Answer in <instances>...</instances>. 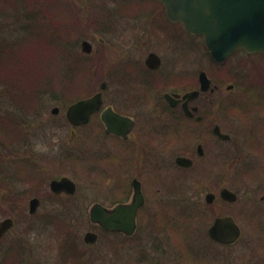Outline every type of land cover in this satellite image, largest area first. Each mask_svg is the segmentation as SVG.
Here are the masks:
<instances>
[{
    "label": "flooded vegetation",
    "instance_id": "1",
    "mask_svg": "<svg viewBox=\"0 0 264 264\" xmlns=\"http://www.w3.org/2000/svg\"><path fill=\"white\" fill-rule=\"evenodd\" d=\"M96 4L97 31L104 38L99 37L95 48L89 36L81 38L91 48L84 52L80 42V52L81 56L97 54L98 89L72 102L100 92L101 104L85 123L66 121L71 127L69 137L82 144L71 141L69 146L76 152L70 153L91 156L95 139L100 140L103 168L97 190L109 202L99 200L89 206L87 222L93 228L83 233V242L92 244L104 237L97 258L107 264H264V177L260 179L264 176V104L253 102V92L264 99V74L251 85L243 82L240 70L226 67L228 58L215 61L206 50L191 55L200 47L205 49L202 37L170 21L160 0ZM202 71L209 80L204 90L199 81ZM244 76L249 78L246 72ZM189 92L195 94L187 96ZM110 112L116 114L111 129ZM240 160L243 165L235 166ZM1 167L4 164L0 171ZM235 175L240 186L230 181ZM54 178L37 184L31 196L23 187L16 195L0 183V207L5 213L0 221L12 220L0 236L2 264H23L20 255L25 252L22 238L9 236L15 225V214L7 211L10 204L25 205L29 197L27 214L24 207L19 211L28 217L37 213L43 201L68 209L77 184L73 193L53 192L49 182ZM136 188L141 203L130 235L106 230L90 219L95 202L106 208L129 203ZM224 189L235 197H224ZM33 197L38 205L30 213ZM43 218L57 228L58 223L73 221L59 212ZM87 231L96 234L94 241H85ZM68 237L69 250L60 253L57 248V264H85L86 252L72 235ZM127 245H132L133 256L130 263H123Z\"/></svg>",
    "mask_w": 264,
    "mask_h": 264
},
{
    "label": "rangeland",
    "instance_id": "2",
    "mask_svg": "<svg viewBox=\"0 0 264 264\" xmlns=\"http://www.w3.org/2000/svg\"><path fill=\"white\" fill-rule=\"evenodd\" d=\"M31 1L32 9H37V6H33V2H36V0ZM37 1L43 2V0ZM45 1L49 3L45 4ZM50 1L54 2L55 5L57 4L56 7L58 10L65 8L67 5L66 9H69L67 12L73 15V17L69 15V17L77 21L79 28H81L79 38L67 44L70 60L72 63L80 60L76 63H79L80 67L84 68L88 67L89 62L95 63L96 66L92 68L93 70L95 69L98 76L99 63L96 59L97 54L91 53L87 56H81L80 42L81 38L89 36L88 39L93 43L95 48L99 42V37L102 36L104 38V35H101L97 31L99 29L98 17L100 14L98 10L94 9L99 7L96 2H102V0H44V6L47 7L48 10L53 11L52 7L54 6H52V2ZM0 5L3 6V8L0 9V36L5 39L6 43L15 41L20 52L18 57H22L26 65H34V61L38 58L36 54H39V48L36 44L28 43L29 41L22 43L21 39L25 33L22 26L27 22L21 16H24V12H27V9H22L25 6H21L19 0H0ZM77 7H80L85 12H79ZM88 7H91L90 10H85V8ZM91 19H94V21ZM120 22H125V20L121 19ZM108 38L110 42H114L115 40L112 36H108ZM198 54H205L204 49L200 47L198 51L191 53V55ZM48 56L47 54L44 55L45 58ZM15 65L16 63L7 66L14 70ZM227 66L240 70L243 82L246 80V82L251 83V85H256V83L260 81L259 79L263 78L264 55L260 53L246 54L244 51L237 50V52L226 60V67ZM226 67H221L220 70H226ZM245 72L248 74L249 78L244 76ZM22 74L23 72L20 73V76H22ZM23 77V88L37 87L40 83V73L37 70H32L31 73ZM91 80V84L88 85V90L84 91V93L89 94L98 89L99 79L97 78L94 81L93 79ZM36 90L39 91L41 88L37 87ZM38 97V102H31L32 106L35 105V111L30 109L22 114H19V112L15 110V104H9L6 99H1L0 114L9 116V119L12 117L17 119V121H19L18 128L21 133L17 134L19 137L13 136L14 138L12 139L4 136L3 132L8 126L4 122H0V148L4 146L7 147L3 152H0V166L3 164L5 166L4 169L1 167L0 183H5V185L9 186L10 191L16 195H18L23 187L28 194H30L29 196H31L34 189H36V185L33 190H28V188H32L33 186H31L32 183H30L32 182L31 179L26 177L28 172L36 173V171L29 170H35L33 166V164H35L38 169L37 175L40 176L42 180L39 183L44 185L53 177L66 175L76 182L77 191L67 203V210L65 208L66 206H58V204L54 203L48 204L50 200L48 202L43 201L34 216L28 217L25 215V217L20 215L19 211L21 207H24L25 213L27 214L26 204L29 197L26 198L25 205L10 204L7 211L11 214H15V225L11 229L9 236L14 234L22 238L25 245V252L20 255L23 264H57V253L69 250L66 249L65 245V242L70 240L68 237L69 235H72L78 247H80L79 249L86 252L85 264H107L100 263L99 258H97L105 246V238L99 236L98 240L92 244H86L82 239L83 233L93 228L91 224L87 222L89 206L94 201H104L106 199L105 201L109 202L108 198L104 196V193L97 190L98 184L100 183L98 175L100 172L102 173L103 168L101 163L103 158L100 140H98V137L95 139L96 141L90 149L92 153L91 156L85 157L82 152H78L77 154L71 153L75 154L74 156H76V158L70 160L64 159L66 155H71L65 153H70L68 150H74L76 152V147L71 148L69 146L71 141H73L75 145L79 143V146L82 147V144L79 142L81 140L71 139L69 137L71 127L66 121L65 108L71 101L64 99L54 100L53 94L48 91L45 93L41 92ZM253 102L254 104H264V99L259 96L257 92H253ZM54 105H58L60 108L57 114L51 113V108ZM56 136L58 139L54 140L53 137ZM56 153L58 155L53 156V154ZM25 161L28 162V164H25ZM242 165V160L238 162L235 161V166L241 167ZM262 177L264 176H260V179ZM238 179L239 178L235 175L230 181L240 186L241 181ZM2 208L3 207H0V219L3 217L2 214L5 215ZM56 212L64 216L70 215L73 221L58 223L57 228L56 224L44 220L43 215L47 213L54 214ZM55 225L58 229L57 235H54L56 231ZM68 225L70 227H68ZM28 226H30V228H27ZM109 237L113 240L116 238V236L113 235ZM70 247L72 248V246ZM125 247L127 249L123 253V263H130L131 257L133 256L132 245H127ZM4 257V254L0 253V264L4 261Z\"/></svg>",
    "mask_w": 264,
    "mask_h": 264
},
{
    "label": "water",
    "instance_id": "3",
    "mask_svg": "<svg viewBox=\"0 0 264 264\" xmlns=\"http://www.w3.org/2000/svg\"><path fill=\"white\" fill-rule=\"evenodd\" d=\"M168 19L182 23L190 34L202 36L205 48L215 61H223L233 52L244 50L247 53H264V0H160ZM91 44L88 40L81 41V49L89 52ZM200 88L206 89L209 80L204 71L199 75ZM195 92L187 93V96ZM101 104L100 92L78 99L70 103L65 111L67 120L74 124L85 123L89 114L99 108ZM58 106L51 108V113L58 112ZM109 129L114 127L116 116L111 113ZM113 116V117H112ZM225 137V134H221ZM183 160V159H181ZM187 159H184L186 161ZM49 187L53 192L73 193L76 183L68 176H60L50 180ZM226 198L233 199L235 194L222 190ZM141 203V196L137 195V188L133 201L118 203L111 208L95 202L89 211L90 219L102 228L110 231H122L130 235L135 227L136 208ZM38 205V198L29 201V212L33 213ZM10 218L0 221V236L11 225ZM215 226L211 228L214 230ZM96 234L87 231L84 239L94 241Z\"/></svg>",
    "mask_w": 264,
    "mask_h": 264
},
{
    "label": "trees",
    "instance_id": "4",
    "mask_svg": "<svg viewBox=\"0 0 264 264\" xmlns=\"http://www.w3.org/2000/svg\"><path fill=\"white\" fill-rule=\"evenodd\" d=\"M19 3L21 6H25L22 9H27L24 16H21L27 21L22 26L25 32L21 38L22 43L29 41L28 43L36 44L39 54H36L38 58L34 61V65H26L23 58L18 57L20 52L17 43L15 41L6 43L5 39L0 36V102L1 99H6L9 104H15V110L22 114L30 109L35 111V105L32 106L31 102H38L41 92H51L54 100L64 99L67 101L87 95L84 91L88 90L91 79L94 81L98 78L95 69L92 68L96 64L89 62L87 68L80 67L79 63H76L80 60H75L76 62L72 63L68 56L67 44L79 38L81 28L77 21L69 17V15L72 17L73 15L67 12L69 11L66 9L67 5L58 10L57 4L52 2L54 7H52L53 11H50L44 6V0L43 2L37 0L33 2V6H37V9H32L31 0H19ZM47 3L49 2L45 1V4ZM1 8L3 6L0 5ZM45 54L49 56L45 58ZM261 55L264 54L261 53ZM15 63L14 70L7 66ZM32 70H37L40 73V83L37 86L41 88L39 91L36 90L37 87L23 88L22 86L23 76L31 73ZM21 72H23L22 76H20ZM0 122H4L8 126L3 132L4 136L10 139L14 138L13 136L19 137L17 134L21 131L18 128L19 121L17 119L14 117L9 119V116L0 114ZM74 155H66L64 159L76 158ZM26 161L25 164H28ZM33 166L35 170H29L36 171V173L28 172L26 177L31 179L30 183L33 186L28 190H33L35 185L42 181L37 175V165L33 164Z\"/></svg>",
    "mask_w": 264,
    "mask_h": 264
}]
</instances>
